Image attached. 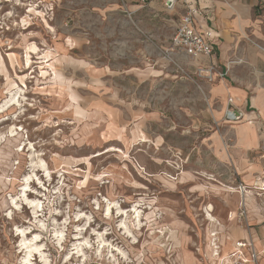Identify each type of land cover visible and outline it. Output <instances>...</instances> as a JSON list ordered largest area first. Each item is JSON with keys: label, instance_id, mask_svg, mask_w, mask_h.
Here are the masks:
<instances>
[{"label": "rangeland", "instance_id": "1", "mask_svg": "<svg viewBox=\"0 0 264 264\" xmlns=\"http://www.w3.org/2000/svg\"><path fill=\"white\" fill-rule=\"evenodd\" d=\"M163 1L0 0V105L17 92L0 111V264H231L246 221L227 203L264 206V184L240 190L226 96L167 51ZM251 239L264 248V229Z\"/></svg>", "mask_w": 264, "mask_h": 264}, {"label": "crops", "instance_id": "2", "mask_svg": "<svg viewBox=\"0 0 264 264\" xmlns=\"http://www.w3.org/2000/svg\"><path fill=\"white\" fill-rule=\"evenodd\" d=\"M196 4L200 7L197 27L200 31L210 29L214 34V57L222 73L215 78L217 83L211 86V92L221 99L226 96L224 110L232 98L234 106L244 114L242 120L233 122V127L252 126L243 129L240 136L236 132L234 135L231 153L243 171L240 184L257 188L264 184V0H196ZM170 17L174 27L178 17ZM193 62L199 66L207 60L199 57ZM238 193L239 197L235 194L227 203L231 210L228 218L232 220V210L244 201L246 228L231 224L229 234L238 240L258 238V232L264 229V206L256 201L251 208L252 198L245 192ZM249 208L253 209V216L248 214ZM255 247L261 252L259 264H264V248Z\"/></svg>", "mask_w": 264, "mask_h": 264}, {"label": "built area", "instance_id": "3", "mask_svg": "<svg viewBox=\"0 0 264 264\" xmlns=\"http://www.w3.org/2000/svg\"><path fill=\"white\" fill-rule=\"evenodd\" d=\"M163 7L167 14L171 16L176 14L178 17L170 36L167 51L171 53L176 52L191 59L204 57L207 63L200 64L198 68L204 70L209 75L210 81L215 80L217 76H221L222 73L218 69L214 57L212 42L214 34L210 29L200 31L197 27V17L200 13V7L196 4V0H164ZM213 75L214 77H212ZM243 117L244 114L234 106L232 98H229L223 113L224 120L237 122L242 120ZM247 121L251 123L252 120L248 119ZM239 188L240 190L245 189V186L241 185ZM239 207V216L246 220L244 202L242 203L241 201ZM216 247L218 248V246ZM260 253L251 238L237 240L230 254L231 264H259Z\"/></svg>", "mask_w": 264, "mask_h": 264}, {"label": "bare ground", "instance_id": "4", "mask_svg": "<svg viewBox=\"0 0 264 264\" xmlns=\"http://www.w3.org/2000/svg\"><path fill=\"white\" fill-rule=\"evenodd\" d=\"M28 12H32V13H34V14H37V15H42V13H41V11H36L34 8H29L28 9ZM22 22H25L26 21V19H22L21 20ZM46 22V21H45ZM36 46L34 45V44H32V45H28L27 46V50L28 51H26V62L25 63H29V61H30V59H29V53H31V52H35L36 51ZM48 54V53H47ZM45 56V55H44ZM48 56V55H47ZM44 58H46V57H44ZM193 61H195L196 59H192ZM49 61V59H47V61L46 62H48ZM48 65H50V62H48L47 63ZM77 64V63H76ZM41 73H42V75L43 76H45V75H47V71L46 70H44V71H41ZM55 73V72H54ZM56 75H57V73H55ZM57 78H59V75H58V77ZM63 78V77H62ZM61 85V84H60ZM16 95H17V92H15L14 94H12V96H10L7 100H5L1 105H0V111H3L4 109H6V108H10V107H13L14 105H15V97H16ZM250 113V112H249ZM253 118V117H252ZM251 126V124H247V125H245V126H240V127H236L235 128V132H236V134L238 135V136H240V134H241V132H242V130L243 129H245V128H249ZM13 127V126H12ZM15 130H16V128H11L9 131H10V133H11V135H14L15 134ZM246 130V129H245ZM248 147V146H247ZM23 149H24V147H23ZM42 166V165H41ZM41 166L40 167H31V169H32V171H36V172H39L40 170H39V168H41ZM45 171H46V174H48V170L47 169H44ZM27 180H29V178L27 177L26 178V181ZM29 185H26L25 184V186L23 187V191L28 187ZM227 191H234L233 189H227ZM19 198V197H18ZM26 201H27V197H26V199H25ZM14 202V201H13ZM12 202V203H13ZM110 203L111 202H109V204L106 206V213H110ZM14 204V206H16L17 205V203L16 202H14L13 203ZM27 204L28 205H30V207L32 208V212L33 213H35V212H37V209L36 208H34V206H32V204H31V202L30 201H27ZM211 207V206H210ZM134 211V210H133ZM210 211L209 210H206V213H207V216H208V219H210V220H213V219H216L214 216H213V214H211V213H209ZM120 216L122 217V213L120 214ZM15 231H17V232H19V233H21V236H23V234H24V231L22 230V229H20V228H18V227H16L15 228ZM18 233V236L20 235ZM124 234H125V232H124ZM212 235H215V234H212ZM34 236V235H33ZM37 238V237H36ZM35 239V237L33 238L32 237V241ZM26 237H23L22 239H21V242H20V244H19V248L21 249V253L22 252H24L26 255H31L32 253H33V249H32V245L31 244H27L26 243ZM30 241H31V239H30ZM106 245V244H105ZM111 245V244H110ZM102 247H104V246H102ZM34 249H37L36 247H33ZM38 252V251H37ZM35 254V253H34ZM212 254H213V259L216 257V256H218V251H217V247H216V245L214 244V246H212ZM41 255V254H40ZM228 255H226L225 257H227ZM225 257L224 258H221V259H219V261H221V264H225V261H226V259H225ZM228 262V261H227ZM43 263V262H42ZM44 264V263H43Z\"/></svg>", "mask_w": 264, "mask_h": 264}]
</instances>
